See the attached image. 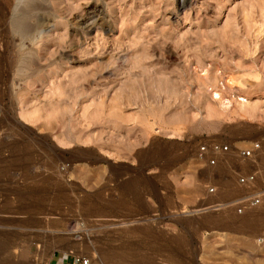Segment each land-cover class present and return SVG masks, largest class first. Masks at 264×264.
<instances>
[{"label":"rangeland","instance_id":"374dc122","mask_svg":"<svg viewBox=\"0 0 264 264\" xmlns=\"http://www.w3.org/2000/svg\"><path fill=\"white\" fill-rule=\"evenodd\" d=\"M182 1L0 0V264H264V209L214 205L250 168L196 159L262 168L264 0Z\"/></svg>","mask_w":264,"mask_h":264},{"label":"built area","instance_id":"2783aa9c","mask_svg":"<svg viewBox=\"0 0 264 264\" xmlns=\"http://www.w3.org/2000/svg\"><path fill=\"white\" fill-rule=\"evenodd\" d=\"M262 152V145L259 141H251L248 146L236 148L234 152L232 146L226 142L204 141L199 144L196 159L205 166H230V160L234 157L233 159L240 164L250 168V170L235 173V185L240 193L227 202L214 204L215 208H232L239 216L254 209H264V161L262 168H259ZM219 189L216 185L207 187L211 195L217 194ZM63 256L70 259L69 264H91V259L82 254L69 252Z\"/></svg>","mask_w":264,"mask_h":264},{"label":"bare ground","instance_id":"6f19581e","mask_svg":"<svg viewBox=\"0 0 264 264\" xmlns=\"http://www.w3.org/2000/svg\"><path fill=\"white\" fill-rule=\"evenodd\" d=\"M58 2V1H57ZM186 0H183L182 2H181V7H183V6H185L186 5ZM188 3V2H187ZM99 5V3H98V0H97V2H94L93 3V6L90 8V10H88V11H86V16H85V18H83L84 19V22H82L81 24H82V27L83 28H85L87 31H89V30H92L93 28H95V27H97V25H99L98 24V21L103 17L102 16V10L100 9V7L98 6ZM20 6V5H19ZM188 6V5H187ZM57 8V7H56ZM102 8V7H101ZM185 8V7H184ZM102 16V17H101ZM84 17V16H83ZM79 18H81V17H79ZM82 19V18H81ZM82 19V20H83ZM105 20V19H104ZM18 23V22H17ZM41 23V22H40ZM14 24V23H13ZM23 24V23H22ZM79 24V23H78ZM81 24H79V26L81 25ZM81 27V26H80ZM14 28L16 29H18V30H21V29H23V27L21 28V25H19V23L18 24H15L14 25ZM19 28H21V29H19ZM25 32V31H24ZM26 34V33H25ZM24 35V34H23ZM42 40V39H41ZM41 43V42H40ZM54 44V43H53ZM140 52V51H139ZM24 55V54H23ZM23 58V57H22ZM21 58V59H22ZM26 58V57H25ZM20 63V62H19ZM22 64V63H21ZM136 64V63H135ZM26 65V64H25ZM139 65V64H138ZM144 67V66H143ZM142 67V68H143ZM145 69V68H144ZM143 70V69H142ZM229 81V80H228ZM229 89H231V88H229ZM231 91V90H230ZM210 94H212V93H210ZM214 95H215V99H221V97H220V94L219 93H217L216 91H215V93H214ZM222 96V95H221ZM235 99H236V97H234ZM233 102V101H232ZM235 103H236V108H233V109H235V111H233L232 113H235L234 115L235 116H237V117H240V116H249V117H251V116H254L255 117V114L256 113H259L258 111L260 110V106H257V104H250V103H248L246 100H244V99H239V100H237L236 99V101H235ZM210 106H212L211 104H209ZM209 105H207V106H209ZM233 106H234V104H232ZM202 106V105H201ZM209 108V107H208ZM207 108V109H208ZM231 108V107H230ZM206 109V110H207ZM262 109V108H261ZM209 110H210V108H209ZM208 110V111H209ZM211 110H212V108H211ZM210 110V111H211ZM216 111H217V109H215ZM209 111V112H210ZM263 111H264V109H263ZM208 112V113H209ZM226 112H228L227 110H226ZM230 112V111H229ZM223 113H225V112H222V116H225ZM215 114L216 115H218V114H221V112H215ZM226 114V113H225ZM230 114V113H229ZM264 114V113H263ZM212 115V114H211ZM215 115V116H216ZM230 115H232V114H230ZM209 116H210V113H209ZM213 116V115H212ZM221 115H219V117H220ZM226 116H228V114L226 115ZM184 118V117H183ZM187 118V117H186ZM185 118V119H186ZM181 119V118H180ZM166 121V120H165ZM173 121V120H172ZM178 123V122H177ZM172 124V123H171ZM244 225V224H243ZM244 227V226H243ZM237 229V228H236ZM242 229V228H241ZM242 231V230H241Z\"/></svg>","mask_w":264,"mask_h":264},{"label":"crops","instance_id":"0c3cea01","mask_svg":"<svg viewBox=\"0 0 264 264\" xmlns=\"http://www.w3.org/2000/svg\"><path fill=\"white\" fill-rule=\"evenodd\" d=\"M52 260V259H51ZM51 260L49 261V263L51 264Z\"/></svg>","mask_w":264,"mask_h":264}]
</instances>
